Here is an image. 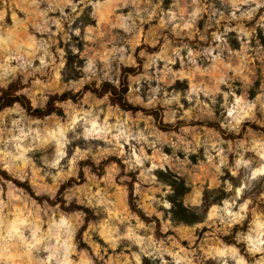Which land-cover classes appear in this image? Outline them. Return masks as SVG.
I'll list each match as a JSON object with an SVG mask.
<instances>
[{
  "label": "rangeland",
  "instance_id": "1",
  "mask_svg": "<svg viewBox=\"0 0 264 264\" xmlns=\"http://www.w3.org/2000/svg\"><path fill=\"white\" fill-rule=\"evenodd\" d=\"M3 97L0 264H264V0H0Z\"/></svg>",
  "mask_w": 264,
  "mask_h": 264
},
{
  "label": "snow or ice",
  "instance_id": "2",
  "mask_svg": "<svg viewBox=\"0 0 264 264\" xmlns=\"http://www.w3.org/2000/svg\"><path fill=\"white\" fill-rule=\"evenodd\" d=\"M249 211H251V210L249 209ZM253 223H254V225L258 226V228L260 230H264V209H260V213H259L258 216H256V218L254 219ZM256 230H257V227H254L252 229V231H256ZM240 240L247 241V242L250 243L251 242V233H249V235H247V236L241 235ZM219 255L221 257H223L225 254L224 253H219ZM233 255H235V254H233Z\"/></svg>",
  "mask_w": 264,
  "mask_h": 264
},
{
  "label": "trees",
  "instance_id": "3",
  "mask_svg": "<svg viewBox=\"0 0 264 264\" xmlns=\"http://www.w3.org/2000/svg\"><path fill=\"white\" fill-rule=\"evenodd\" d=\"M93 92H98V90L97 89H91ZM102 92V91H101ZM4 97L3 98H1V100H0V111L3 109V108H5V107H7L10 103H6V102H4ZM35 112H37L38 114H40V115H48L49 113L47 112V111H42V110H35Z\"/></svg>",
  "mask_w": 264,
  "mask_h": 264
}]
</instances>
